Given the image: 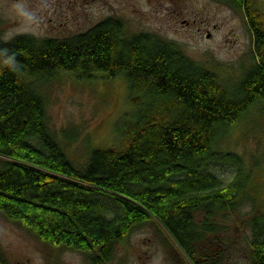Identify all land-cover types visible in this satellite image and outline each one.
I'll list each match as a JSON object with an SVG mask.
<instances>
[{
	"label": "trees",
	"instance_id": "1",
	"mask_svg": "<svg viewBox=\"0 0 264 264\" xmlns=\"http://www.w3.org/2000/svg\"><path fill=\"white\" fill-rule=\"evenodd\" d=\"M221 1L244 11L256 47L254 64L234 87L173 43L150 34L130 38L112 18L57 40H0V215L93 264L109 262L118 243L151 221L189 264H222L217 215L235 213L253 196L242 159L215 149L264 103V15L257 0ZM13 53L14 69L2 63ZM59 72L89 81L102 73L128 85L133 120L124 114L116 142L90 149L84 166L68 158L48 127L39 86ZM218 162L237 166L231 184L209 171ZM260 204L249 221L248 264H264Z\"/></svg>",
	"mask_w": 264,
	"mask_h": 264
},
{
	"label": "rangeland",
	"instance_id": "2",
	"mask_svg": "<svg viewBox=\"0 0 264 264\" xmlns=\"http://www.w3.org/2000/svg\"><path fill=\"white\" fill-rule=\"evenodd\" d=\"M78 0L77 14L68 0H0V40L28 35L38 39L67 38L112 18L122 22L130 38L156 35L175 44L201 67L215 72L228 85L238 86L254 64V36L244 11L221 0ZM264 15V0H257ZM257 4V3H256ZM78 80L59 72L40 84L46 99L47 123L63 144L68 158L84 166L90 149L116 142V126L124 114L133 120L124 78L101 74ZM231 132L218 141L219 153L236 154L251 178L246 198L235 213L217 218L222 264L250 263V218L264 203V103L249 110ZM131 112V113H130ZM209 171L224 185L237 176V166L212 163ZM254 204H257L256 206ZM260 204V205H258ZM225 228V229H224ZM264 238V235L263 237ZM0 259L7 264H93L90 257L69 248L51 246L35 234L0 215ZM177 252L168 233L156 221L130 233L117 244L113 258L103 264H189Z\"/></svg>",
	"mask_w": 264,
	"mask_h": 264
},
{
	"label": "clouds",
	"instance_id": "3",
	"mask_svg": "<svg viewBox=\"0 0 264 264\" xmlns=\"http://www.w3.org/2000/svg\"><path fill=\"white\" fill-rule=\"evenodd\" d=\"M2 63L10 68H15L16 65V57L15 53L11 55H6L5 58L3 59Z\"/></svg>",
	"mask_w": 264,
	"mask_h": 264
},
{
	"label": "flooded vegetation",
	"instance_id": "4",
	"mask_svg": "<svg viewBox=\"0 0 264 264\" xmlns=\"http://www.w3.org/2000/svg\"><path fill=\"white\" fill-rule=\"evenodd\" d=\"M78 0H68V5L69 6H71L72 7V4H77L78 2H77ZM84 2H86V3H90L91 1L90 0H83ZM81 8H80V6H73L71 9H70V11H69V13L70 14H72V15H75V14H77V10H80ZM77 11V12H76ZM2 25V19L0 18V26ZM99 25V24H98Z\"/></svg>",
	"mask_w": 264,
	"mask_h": 264
}]
</instances>
